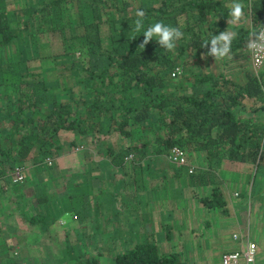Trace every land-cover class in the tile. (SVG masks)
I'll return each instance as SVG.
<instances>
[{
	"label": "trees",
	"instance_id": "trees-1",
	"mask_svg": "<svg viewBox=\"0 0 264 264\" xmlns=\"http://www.w3.org/2000/svg\"><path fill=\"white\" fill-rule=\"evenodd\" d=\"M241 1L250 26L239 23L231 28L236 36L230 51L246 43L264 20V0ZM140 10L145 13L144 29L137 33L134 21ZM230 12L220 0H0V66L14 65L19 60L17 53L29 57L27 52L19 51L13 59L10 48L18 50L27 41L33 44L41 39L40 34H55L61 44L59 51L38 57L50 65L46 76L52 75L55 84L47 83L51 79L41 78L39 72L34 75L40 76L25 87L17 86L13 92L0 95V121L9 123L5 130L9 142H0V173L4 175L5 169L21 165L26 159L40 162L45 156L52 159L56 176L69 170L88 171L86 180L84 174L75 182L67 176L59 202L70 192L80 196L91 187L88 169L92 163L97 167V162L81 161L89 155L87 151L106 157L108 161L102 164L110 167L123 164V158H128L133 167L144 155L167 157L170 145L176 144L184 153H202L205 164L199 171L194 166L188 171L187 166L167 159L176 167V175L186 173L181 176L183 185H212L210 192L197 197L206 212H227L217 183L223 181L219 175L225 170V162L243 165L249 188L240 185L237 195L250 198L253 174L264 165V80L245 72L244 80L237 82L221 72L207 71L195 75L190 92L165 88L176 58L184 50L210 54V40L221 31L215 33V26L203 28L208 16ZM9 15L13 16L11 20ZM156 22L182 33L175 41L177 55L159 46L155 37L144 48L139 46L143 30ZM91 56H104L106 64L90 68ZM57 92L66 94L57 96ZM18 100H31L28 109L24 101L15 103ZM59 130L68 131L70 137L59 140ZM62 151L73 155L66 169L58 168L55 162ZM44 169L48 170L47 176L34 180H52L53 170L49 166ZM96 172L99 180L105 176L99 167ZM46 198L37 196L36 200L44 202ZM52 215L45 223L53 219ZM77 254L73 264H100L95 256ZM112 264L187 263L178 252L161 251L149 239L115 252Z\"/></svg>",
	"mask_w": 264,
	"mask_h": 264
},
{
	"label": "rangeland",
	"instance_id": "rangeland-1",
	"mask_svg": "<svg viewBox=\"0 0 264 264\" xmlns=\"http://www.w3.org/2000/svg\"><path fill=\"white\" fill-rule=\"evenodd\" d=\"M18 1L21 3L30 2V0ZM12 17L9 15L8 19L11 20ZM223 23L221 29L226 32L236 25L231 15L226 16ZM240 23H243L241 19ZM205 27L203 25V28ZM40 38L37 40L38 44L37 41L33 44L27 41L25 47H14L18 50L10 48V55L13 56V59H16L15 54L19 51L27 52L30 56L17 53L19 60L14 65L0 66L1 96L13 92L17 86L25 87L28 81L31 83L35 77L40 76L34 75L39 72H42L40 73L41 78L51 79L47 83H56L52 75L46 76L50 65L38 57H42V54L47 52L59 51L61 49L60 38L52 33L40 34ZM222 44L223 42H218L217 47H222ZM176 46L175 42L172 49L173 55H177ZM5 52H9V49H6ZM76 54L79 53L76 51ZM32 55L35 56L32 57ZM88 59L90 68H99L107 61L104 56H91ZM171 71L167 77L165 88H178L179 91L185 92L191 91L195 75L207 71L213 74L221 72L225 77L237 82L244 80L245 72L253 73L264 80V69L255 66L250 60L248 41L220 59H216L211 54H203L192 49L184 50L177 56L175 67ZM11 78H13V83L10 82ZM64 94L66 93L57 92V96ZM13 98L11 97L10 100ZM23 101L18 100L15 103L21 104ZM30 102L31 100L24 101L23 104L26 109H28ZM8 129L9 123L5 120L0 121V142L5 144L9 142V138L5 134L7 132L5 130ZM62 131H58L60 133L58 136L59 140L63 139L62 141H64L70 137V133L68 131L61 133ZM78 147L81 146L78 145ZM87 153L89 155L83 157V162L89 161L92 155L97 154L90 151ZM185 154L189 164L194 166V170L204 166L205 161L202 153L185 151ZM72 158L73 155L70 151H62L55 158L56 166L66 169L67 165H71ZM162 158L166 164H170L166 156H162ZM128 163L129 161L126 162V164ZM20 164L24 176L22 181L11 180L12 168L5 169L4 175L0 173V264H73L74 255L77 253L82 256H95L99 259L100 264H112V257L115 252L128 248L134 242L149 239H153L161 251L178 252L187 264H221L219 256L224 251L226 241H231L233 234L237 235L233 240L240 241L245 234L244 228L246 226H249L250 239H255L258 242L259 257L264 262V229L262 228L264 225V165L258 167L253 174L252 195L250 198H243L237 195L240 185L245 189L249 188L244 173L246 171L242 170L243 165L224 163L222 169L225 170L219 175L223 181L217 183L222 188L227 212L213 211L216 215L213 217V225L210 222L212 214L204 210L203 235H201V230L199 233L197 232L200 217V206L198 205L200 203H198L197 197L204 192H210L212 185L204 188H193L183 185V180L182 182L179 181L181 176L186 175L185 172L177 178L174 175L173 177L161 176V173L156 171L153 174L155 178L153 181L157 187L163 183L161 191L157 192V198L152 201L148 208H139L137 216L138 221H141L145 214L152 215L150 223L153 228L149 233L150 235H144L138 231L135 235L129 236L130 240H122L128 235L114 233L115 225L113 222H116V209H114V202L112 205L108 204L114 195L113 192L120 188L118 182L115 180L111 182L92 180L90 177L91 187L82 191V195L79 196L77 193L70 192L65 200L58 202V195L63 192L62 183L69 176L68 171H63L58 176L54 173L52 180L42 183V181L34 179L41 177L37 176L40 173L43 175L46 173L45 171H48L44 169L45 167L49 166V170L52 169V162L46 163L44 158L40 162L26 159ZM147 164L167 166L163 161ZM174 167L172 171L177 173L174 172ZM52 170L54 172V169ZM108 174L112 176L116 173L110 172ZM6 176L8 177L7 180ZM79 176L83 175H77L76 179ZM146 178L144 175L141 180L146 181ZM42 180L45 181V179ZM33 187H38V190L33 191ZM39 188L42 189V192L39 191ZM164 195L170 197L171 206L167 200L166 203L163 201ZM37 196H47V198L44 202H38ZM106 201L108 203H105ZM162 204L167 207V210L171 209L169 216V213L161 211V209L167 211ZM57 206L60 207L56 211ZM110 206L113 207L110 208ZM37 208L43 213L42 215L36 214ZM107 208L110 209L105 211ZM50 209L52 213L49 212ZM53 213V219L49 223H45L46 219ZM188 215H190L191 223L186 225L183 218ZM32 216L33 218H31ZM259 217H262L260 222L257 221ZM131 219L135 220L136 218ZM168 219L177 225L183 224L179 226L163 225L164 220L167 221ZM147 233L148 229L146 230ZM247 236L249 235L247 234Z\"/></svg>",
	"mask_w": 264,
	"mask_h": 264
},
{
	"label": "crops",
	"instance_id": "crops-1",
	"mask_svg": "<svg viewBox=\"0 0 264 264\" xmlns=\"http://www.w3.org/2000/svg\"><path fill=\"white\" fill-rule=\"evenodd\" d=\"M225 6H227L228 10H232L231 6H233L234 3H240L242 5V16H241V20L243 21V23H248V27L249 25V21L247 20V16H246V10L244 9V5L242 3L241 0H220ZM226 1H228V3H226ZM208 16V15H207ZM210 16L211 19H210ZM226 16H230V13L228 14H221V15H209L208 18L206 19V23H204L203 25H205V28H209V27H213L215 26L216 28V32L221 31L223 32V30L221 29L222 26L224 25L223 23V19ZM180 16H177V18ZM239 21H235V24H239ZM235 25V26H236ZM219 29V30H218ZM231 30H227V32H230ZM248 41V39H247ZM210 45H212L210 43ZM101 162H100V161ZM81 161H84L83 158H81ZM97 162V167H94L95 163H92V166L88 169L89 173H90V177L92 180H96L97 178L95 177V175L98 173L96 172V168H100L103 169L105 176L101 177L100 180L97 179L98 181H112L115 180L116 182H118L119 184V190H116V194L113 195V197L111 198L110 202L108 203V201H106L105 203L111 204L112 202H114V209H116V222L113 224L115 225V234H119V235H128V237L126 238H122V240H130L129 236H133L136 234V232L140 231L142 232L144 235H150V231L153 228L152 224L150 223L151 217L152 215H148L145 214L142 218L141 221H138L137 216L139 214V208H148L149 205H151L152 201L154 199H156V194L157 192L161 191V187L162 184H160L158 187L155 186V182L153 181L155 178L153 176L154 173H156V171L161 173L162 175H166V176H171L173 177V175L177 178H179V175L177 176L176 173H173L172 168L174 167L173 164H166L164 158H162L161 155H144L142 157V159L138 162V164L133 165V167H131L130 162L128 164H126V162L128 161L127 158H123V164H113L112 167H110V165H106L102 164L104 161H108L106 157L103 156H96V155H92L90 157V160L87 162ZM160 163V161H163V163H165L167 166H162L159 164H152V165H148L147 163H156L158 162ZM137 162V161H135ZM160 169V170H159ZM110 172H114L116 174L114 175H109L108 173ZM175 172V170H174ZM44 173V172H42ZM69 174V179L72 182L76 181V177L77 175H81L84 174L85 176V180L88 179V171L85 170H80V171H68ZM99 174H103L102 170H100ZM144 175L147 177L146 181L141 180V178L144 177ZM38 177L41 176V178H45L47 176V173H44L43 175H37ZM52 177H54V172H52ZM83 177V176H82ZM148 180L150 181L148 183ZM180 182H182V179H179ZM186 186V185H185ZM159 189V190H157ZM164 202L166 203V200L168 201L167 203H169V205L171 204L169 202L170 197H168V195H164ZM106 199V197H105ZM106 204V205H108ZM163 205V208H165L167 210V207ZM161 205V206H162ZM200 206L199 208V228H197V232L199 233L200 230L201 232L203 231L204 228V224H205V218H204V209L203 207L198 204ZM171 206V205H170ZM113 206H110V208ZM110 208L105 209V211H108ZM40 211L39 208H37V212ZM161 211L169 213L168 216L170 215V211L171 209L165 211L163 209H161ZM150 212V209H149ZM211 223L214 225L213 222V217H215L216 215L211 212ZM108 216V215H106ZM167 217V216H166ZM131 218H136L135 220H132ZM140 218V216H139ZM256 219V217H255ZM183 220H185L184 222H186V225H189V223H191V219H190V215H188L186 218H183ZM262 220V217L258 218V222H260ZM183 224V223H182ZM182 224H178L177 223H173L170 221V219H168L167 221L164 220L163 225H182ZM262 228L264 229V225L262 226ZM148 229V233L146 234V230ZM244 236H242L240 241L233 240L236 237H233V239H231V241H226V246L224 247V252H228V251H241L244 247V240L245 238L250 239V232H249V226L244 228ZM88 233V232H86ZM247 234L249 236H247ZM198 235V234H197ZM201 235H203V232L201 233ZM200 240V239H199ZM251 240V239H250ZM255 245H256V249H255V257L254 260L251 264H264V262L262 261V259H260V250H258V242L253 239L252 240ZM223 253V252H222ZM261 262V263H260Z\"/></svg>",
	"mask_w": 264,
	"mask_h": 264
},
{
	"label": "built area",
	"instance_id": "built-area-1",
	"mask_svg": "<svg viewBox=\"0 0 264 264\" xmlns=\"http://www.w3.org/2000/svg\"><path fill=\"white\" fill-rule=\"evenodd\" d=\"M255 44L257 47H251L250 45ZM248 49L249 57L251 62L260 68L264 67V20L261 24L253 30L248 38ZM173 74V71L171 72ZM130 156V154L128 155ZM167 157L169 160L177 165L187 166L188 171H192L193 166L189 164L187 157L183 149L176 145L172 144L168 148ZM46 163H50V157H44ZM10 177L12 181H21L23 179V168L21 165H14L10 172ZM75 216V215H73ZM233 237H237L236 234H233ZM255 243L245 238L244 247L241 251H228L223 252L220 255L221 264H251L255 257Z\"/></svg>",
	"mask_w": 264,
	"mask_h": 264
},
{
	"label": "clouds",
	"instance_id": "clouds-1",
	"mask_svg": "<svg viewBox=\"0 0 264 264\" xmlns=\"http://www.w3.org/2000/svg\"><path fill=\"white\" fill-rule=\"evenodd\" d=\"M233 22L239 21L242 16V5L240 3H234L232 6V10L230 12ZM137 19L134 21V31L139 33L142 29H144V16L145 13L140 10L136 13ZM143 41L140 43V47L144 48L146 44L150 40L157 41L159 46L164 47L167 50H172L175 46V41L182 36V33L179 29L167 26L162 22H156L146 30H143ZM236 34L233 32H220L218 35H213L210 43L212 47L210 49V54L213 55L216 59L223 58L227 56L231 49V43L233 39H235ZM135 38V36L133 37ZM223 41L222 47H217L218 42ZM208 43V42H205ZM251 47H257V45L252 44Z\"/></svg>",
	"mask_w": 264,
	"mask_h": 264
}]
</instances>
